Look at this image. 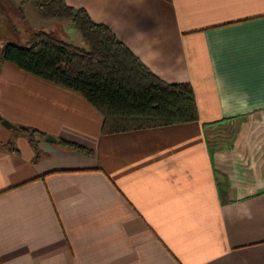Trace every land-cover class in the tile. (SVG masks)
<instances>
[{
  "label": "crops",
  "instance_id": "obj_1",
  "mask_svg": "<svg viewBox=\"0 0 264 264\" xmlns=\"http://www.w3.org/2000/svg\"><path fill=\"white\" fill-rule=\"evenodd\" d=\"M65 1L192 85L199 121L104 135L82 95L4 63L0 264H264V0Z\"/></svg>",
  "mask_w": 264,
  "mask_h": 264
},
{
  "label": "trees",
  "instance_id": "obj_2",
  "mask_svg": "<svg viewBox=\"0 0 264 264\" xmlns=\"http://www.w3.org/2000/svg\"><path fill=\"white\" fill-rule=\"evenodd\" d=\"M44 20L69 21L88 44L72 45L38 31L24 45L7 43L0 50V69L10 63L20 70L82 95L104 116L102 133L111 135L199 121L196 95L188 83H168L154 74L106 25L85 9L65 0H30ZM33 142L45 134L18 128ZM65 147L85 148L61 140Z\"/></svg>",
  "mask_w": 264,
  "mask_h": 264
},
{
  "label": "rangeland",
  "instance_id": "obj_3",
  "mask_svg": "<svg viewBox=\"0 0 264 264\" xmlns=\"http://www.w3.org/2000/svg\"><path fill=\"white\" fill-rule=\"evenodd\" d=\"M35 11L29 0H0V50L7 43L24 46L38 31H46L81 48L88 45L70 22L67 26L66 21L44 20L39 15L36 22L35 15L32 16Z\"/></svg>",
  "mask_w": 264,
  "mask_h": 264
},
{
  "label": "water",
  "instance_id": "obj_4",
  "mask_svg": "<svg viewBox=\"0 0 264 264\" xmlns=\"http://www.w3.org/2000/svg\"><path fill=\"white\" fill-rule=\"evenodd\" d=\"M0 121H2L3 126H5L6 128H13V125L9 121L3 120L1 116ZM45 141L47 143H57V140L52 136H48Z\"/></svg>",
  "mask_w": 264,
  "mask_h": 264
}]
</instances>
